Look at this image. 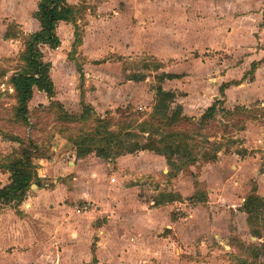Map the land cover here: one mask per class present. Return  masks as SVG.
<instances>
[{
	"label": "crops",
	"instance_id": "crops-1",
	"mask_svg": "<svg viewBox=\"0 0 264 264\" xmlns=\"http://www.w3.org/2000/svg\"><path fill=\"white\" fill-rule=\"evenodd\" d=\"M38 1L6 0L16 6L20 4L7 11L8 5L0 0L3 9L0 16L12 18L21 31L36 32L39 24L33 13ZM257 1L262 6L257 14L241 15L232 20L227 17L223 21L207 19V24H198L204 27L196 30L198 38H206L204 42L193 44V50L200 56L208 47L210 52L222 51L223 55L203 58V62L200 58L176 61L162 70V73L178 76L164 80L162 88L184 95L178 102L184 115L193 119L202 115L221 99L219 88L222 84H230L223 97L226 109L264 99V0ZM66 2L77 5L72 0ZM29 4L31 13L25 15V11L29 12ZM238 9L240 13L246 10V0L239 1ZM23 17L26 18L19 20ZM70 26L65 22L57 26L58 39L61 33L67 34L64 44L69 43L74 32ZM2 29L0 27V31ZM232 37L240 39L232 44L228 40ZM59 41L60 46L63 45L61 39ZM231 47L235 49L230 50ZM168 52L162 59H175L176 53L183 51L180 47L176 53L171 49ZM239 56H243L242 61L236 60ZM217 57L223 58L222 61ZM187 82L193 84L191 94L182 88ZM210 82L216 85L209 96L206 84ZM35 93L39 92L34 90L32 98ZM4 146L0 139V149ZM138 154L115 158L112 166L117 171L101 179L94 178L93 174L97 175V168L108 171L104 161H99L101 164L95 167L92 159H75L74 156L76 163H65L66 160L61 158L59 161L55 156L36 161L38 178L56 173L71 179L52 188L37 182L38 190L26 196L20 206L0 209V264H92L94 259L96 264H248L255 261L246 250L249 245L257 246L262 242L264 231H260L262 237L253 234L254 224L250 223L243 208L248 192L244 188L250 174L246 165L248 161L236 164L237 169L232 172L218 163L201 168L196 181L200 186L205 185L207 201L197 203L184 216L177 217L172 214L177 206L168 205L175 201L162 202L158 207L135 206L133 193L127 195L132 190L112 184L116 181L112 175L119 176L125 171L167 174L164 157L155 155L157 161L162 160V170L159 167L154 170L150 160L141 159L142 152ZM252 173L258 175L256 171L251 170ZM180 177L171 181L169 191L186 200L196 191L194 181L186 180L178 185ZM8 178L9 174L0 172V188L8 184ZM263 181L264 174L258 176L256 194L264 200ZM161 186L165 188L164 184Z\"/></svg>",
	"mask_w": 264,
	"mask_h": 264
},
{
	"label": "rangeland",
	"instance_id": "rangeland-1",
	"mask_svg": "<svg viewBox=\"0 0 264 264\" xmlns=\"http://www.w3.org/2000/svg\"><path fill=\"white\" fill-rule=\"evenodd\" d=\"M10 1L15 2L16 0ZM30 1L26 0L25 3ZM221 1L223 0H72L80 9L77 31L81 44L72 50L74 41L72 32L69 43L64 44L67 34L61 33L59 39L63 45L59 48L50 50L48 47H42L43 60L52 64L50 76L55 87L53 100L60 102L67 113L75 116L81 113L83 102L93 108L96 117L112 118L113 127L111 130L117 131L129 123H132L129 130H134L137 124L148 119L152 111L155 99L153 89L159 84L157 76L162 73L166 65L170 66L176 61H194L198 58L203 62V58H216V55L224 54L222 51L210 52V49L206 47L204 49L206 51L199 56L193 50V44L204 42L206 38V36L198 38L196 30L204 29L198 24H207V19L223 21L227 17L232 20L241 15L245 16L250 13L254 15L262 9L257 0H246V10L240 13L238 9L240 0H226L220 3ZM3 3L8 5L5 8L7 11L9 7L16 6V3H9L6 0ZM18 6L20 4L16 7ZM28 7L29 12L25 11V15L31 13L30 4ZM1 11H3L2 8H0V13ZM208 11L210 15H208ZM26 17L19 18V20H24ZM12 21L10 17L0 16V27L3 28L0 31V134L5 137L2 139L0 136L1 141L5 143V146L0 149V166L17 156L14 152H17L19 145L9 141V137L24 141L30 139L41 149L39 155L43 158L40 159L47 160V157L51 159L55 156L59 161L65 159V163L72 161L76 163L73 156L75 159L78 157L70 140L89 131V128L93 129L95 116H91L89 122L85 123L61 122L59 121L60 111L55 107H49V101L45 95L39 92L35 93L28 103L29 122L32 124V129L21 124H9V120H13L12 113L15 102L13 98H10L12 90L8 82L10 77L23 67L19 56L24 49L25 37L31 34L21 31L20 26ZM70 27V30L74 31V28ZM8 28H10L9 34L16 35V38L4 40ZM239 39L232 37L228 40L235 44ZM219 42H222V39H219ZM180 47L183 52L177 54L176 49ZM168 49L176 53L175 59L165 58L167 60L164 61L165 59L162 57L169 54ZM231 49H235V47H231ZM172 54L174 55V53ZM217 58L219 61L223 59ZM242 58L243 56H239L236 60L242 61ZM158 66L160 68L157 69ZM77 67H80L83 72L82 80L77 72ZM142 76L145 77L143 80H136L141 79ZM214 85H216L214 82L206 84L209 96L212 94ZM182 86L188 91V94H191V90L194 89L191 82L183 83ZM175 93L181 94L177 91ZM183 96L182 94L177 97L176 103ZM257 103L260 104L257 105ZM41 106H47L49 109L42 110ZM220 106L217 108L214 118L216 128L213 129L212 126L211 130L200 133H197L195 128L189 127H184L183 130H174L194 136V143L197 142L201 146H204V142L220 144L221 149L217 151L218 155L215 161L205 162L200 158L201 151L198 149L197 153H194L198 160L192 165H187L186 161L174 158L173 163H176V166L181 167L184 164L174 178L168 176L170 168L166 167L167 174L163 176L160 172L148 175L142 170L140 173L121 172L119 176L112 175L116 179L112 184L124 185L125 189L132 190L127 195L133 193V205L135 206L158 207L162 206V202L175 201L168 205L177 206L172 214L182 217L192 206L207 201L205 185L200 186L196 181L201 168L208 164L218 163L225 170L227 167V170L232 172L237 169L236 164L248 161L246 165L250 174L246 180L247 187L244 188L248 190L246 199L254 190L257 192L258 176L260 178L264 174V99L246 103L244 106H235L232 109ZM241 108H247L251 112L250 117L244 115L245 117L241 118L237 127L242 126L244 130L232 129L230 133H227L225 126H230L233 120L224 115L223 111L233 112L235 109ZM200 116L194 117V119L199 120ZM134 132L136 133V131ZM209 147L213 148L211 146L207 148ZM155 155L152 152H142L140 156L141 159L150 160L152 169L158 170L157 167H159V170H162V160L157 161ZM82 158L92 159L94 167L100 165L102 161L93 154ZM40 159H33L36 174H38L36 161ZM104 163L107 164L108 171H105L104 168H97L95 169L97 175L93 174L94 178H106L109 177L110 172L113 174L117 171L112 166L114 159ZM231 165L233 167L230 169ZM251 170L258 172V175L251 174ZM59 175L62 174L51 173L49 177L38 178L37 176V178L41 186L45 184L50 188L71 179V177L62 178ZM178 176H181L178 179V185L183 184L186 180L194 181L196 191L192 197L186 200H176L177 193L169 191L171 181L177 179ZM162 184L165 185L163 189L161 188ZM32 185L36 186L37 184L33 181ZM32 185L26 196L38 190L36 189L38 185L36 188H33ZM134 185H136L135 190L133 189ZM262 186L264 187L263 184ZM77 204L82 203L78 202ZM182 209L183 211H181ZM257 219L259 221L254 223L253 231H262L264 227L263 213ZM261 244L262 242L257 246L253 244L248 246L246 254L255 259L250 262L251 264H264V252L260 247Z\"/></svg>",
	"mask_w": 264,
	"mask_h": 264
},
{
	"label": "trees",
	"instance_id": "trees-1",
	"mask_svg": "<svg viewBox=\"0 0 264 264\" xmlns=\"http://www.w3.org/2000/svg\"><path fill=\"white\" fill-rule=\"evenodd\" d=\"M79 14L80 9L78 6L69 5L66 0L38 1L33 18L38 22L39 30L25 37L24 49L19 56L23 67L18 73L13 74L8 82L12 90L10 98H13L15 102L12 113L13 120H9L10 125L21 124L26 128L32 129V124L29 122L28 103L32 99L34 90L45 94L49 100V107H55L56 110L60 111L59 121L61 122L85 123L89 122L91 116L96 117L93 108L83 102L81 113L75 116L67 113L60 102L53 100L55 87L49 76L51 64L43 60V46L51 50H55L60 46V41L56 35L57 26L60 22L68 23L74 28L72 50H75L81 44L77 31ZM9 33L10 28H8L4 40L16 38V35ZM158 68L160 67L158 66ZM77 72L82 80L84 75L80 67H77ZM144 78L142 76L141 79L136 80L139 81ZM175 78H178V76L165 73L157 76L159 84L153 89L155 99L152 111L148 119L143 123L137 124L134 130H129L132 127V123H129L121 129L113 131L111 130L113 127L112 118L96 117L93 129L89 128V131L70 140L75 147L76 156L82 158L93 154L98 159L106 162L124 155L152 152L164 157L167 167L170 168L168 176L171 178H174L184 166V164L181 167L176 166V163H173L175 157L180 161H186L187 165H192L198 160L194 153H197L199 149L198 151H201L200 158L204 159L205 162L215 161L218 155L217 151L221 149L220 144L204 142V146H201L197 142L194 143V136L174 130H183L184 127H189L195 128L197 133H200L205 130H211L212 126L213 129L216 128L214 123L215 114L219 105L222 107L224 91L230 84H222L220 86L221 99L208 107L199 120H195L185 116L181 105L176 103L177 97L182 96V94H176L170 90L166 91L161 86L164 80ZM82 97L83 95L81 94ZM259 104L257 103V105ZM41 108L42 110L49 109L47 106H41ZM248 112L247 108L235 109L233 112L223 111L224 115L233 120L230 126H225L227 133H230L232 129L244 130L242 126L240 128L237 127L241 118L245 117L244 115H247V117L251 116V112ZM0 136L5 139L1 134ZM8 139L19 146L17 152H14L17 156L10 159L5 165L0 166L1 172L9 174L8 184L0 188V209L5 206L16 208L24 202L33 181L35 183L39 181L33 159L43 158L39 155L41 153L39 146L30 139L25 141L14 137H9ZM208 146L213 148H207ZM211 153L214 154L210 155ZM176 200L181 199L176 197ZM243 208L248 214L250 223L254 224L259 221L257 218L261 213L264 215V200L254 190L245 200ZM253 234L262 237L260 231H255ZM260 247L264 252V237H262ZM92 264H96L95 259Z\"/></svg>",
	"mask_w": 264,
	"mask_h": 264
},
{
	"label": "water",
	"instance_id": "water-1",
	"mask_svg": "<svg viewBox=\"0 0 264 264\" xmlns=\"http://www.w3.org/2000/svg\"><path fill=\"white\" fill-rule=\"evenodd\" d=\"M33 188H36V186L32 185Z\"/></svg>",
	"mask_w": 264,
	"mask_h": 264
}]
</instances>
